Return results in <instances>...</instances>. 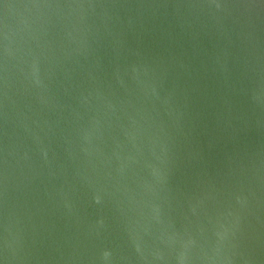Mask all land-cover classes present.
Here are the masks:
<instances>
[{
	"label": "water",
	"instance_id": "1",
	"mask_svg": "<svg viewBox=\"0 0 264 264\" xmlns=\"http://www.w3.org/2000/svg\"><path fill=\"white\" fill-rule=\"evenodd\" d=\"M0 264H264V0H0Z\"/></svg>",
	"mask_w": 264,
	"mask_h": 264
}]
</instances>
